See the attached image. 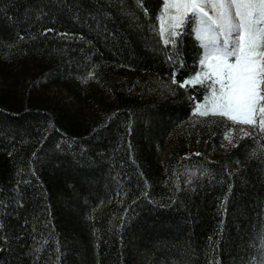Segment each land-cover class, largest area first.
I'll list each match as a JSON object with an SVG mask.
<instances>
[{
	"label": "trees",
	"instance_id": "16d2710c",
	"mask_svg": "<svg viewBox=\"0 0 264 264\" xmlns=\"http://www.w3.org/2000/svg\"><path fill=\"white\" fill-rule=\"evenodd\" d=\"M163 7L164 0H0V264L260 257L264 133L234 130L233 146L221 121L204 117L208 138L196 151L167 141L208 90L204 82L180 86L198 72L202 47L185 25L175 46H165ZM108 71L161 82L111 93ZM53 86L72 103L52 99Z\"/></svg>",
	"mask_w": 264,
	"mask_h": 264
},
{
	"label": "snow or ice",
	"instance_id": "6c2138e0",
	"mask_svg": "<svg viewBox=\"0 0 264 264\" xmlns=\"http://www.w3.org/2000/svg\"><path fill=\"white\" fill-rule=\"evenodd\" d=\"M164 4L176 6L173 27L185 25L195 33L204 49L199 64L212 74L197 72L180 85L201 82L202 77L211 81L205 85L208 94L204 97L210 109L201 111L202 105L197 104L194 114L220 115L256 127L255 105L264 101V0H164ZM180 35L172 31L165 46H175ZM260 112L259 130L264 133V108ZM232 133V129L225 133L229 144H233Z\"/></svg>",
	"mask_w": 264,
	"mask_h": 264
},
{
	"label": "rangeland",
	"instance_id": "374dc122",
	"mask_svg": "<svg viewBox=\"0 0 264 264\" xmlns=\"http://www.w3.org/2000/svg\"><path fill=\"white\" fill-rule=\"evenodd\" d=\"M175 5L169 4L167 7L164 4L163 7V16L160 21V33L162 36H165L166 34H170L172 31H177L178 28L181 25L173 27L176 22L172 19V17L176 14L175 13ZM203 51L202 48V54L200 56V59L203 57ZM199 59V61H200ZM198 61V72H206L210 76L211 71L209 68L204 67L199 64ZM146 79H149L150 81L154 83H160L161 80L151 78L146 75H134L130 72H124V73H118L114 71H108V81H109V91L111 93H114L116 91L121 90H129L130 93H136V88L138 85L141 84L142 81H145ZM212 79H215L214 76H212ZM201 82L204 83H210V80H205L203 77L201 78ZM217 88H219V85H216ZM49 95L52 99L58 100L62 103H72V98L69 96L68 92H66L65 89L62 87H51L49 90ZM94 96L93 101L95 102H101L102 94L100 91L99 86H96L94 89ZM208 94V92H207ZM206 94V95H207ZM92 101V102H93ZM99 102V103H100ZM201 104V111H205L206 109H210V105H205L203 102H191L190 108H189V121L184 123L178 130L171 133L170 137L167 139L169 142H173L174 144H178L180 146L188 147L190 151H196V147H201L203 144L206 143L208 129L205 123H203L204 117H210L214 119H218L221 121L222 128L227 131L228 129L239 130L241 132V129H243V132L241 133H249L257 135L259 131V120H260V109L264 108V101H259L255 105V110L253 112V118L256 121V127H253L250 124L245 123H233L232 120H230L227 117H222L220 115H207L203 116L199 113L194 114L196 112V105ZM91 105V104H90ZM213 119H210L208 122L212 123ZM219 122V121H218ZM223 141V140H222ZM168 142V143H169ZM223 146L220 148L219 146H214L211 151V157L216 158L223 150V147H225V142L223 141ZM159 154L160 156H163L168 151V146L159 148ZM259 257V256H258ZM262 261H264V249H262L260 257L256 260H254L253 264H262Z\"/></svg>",
	"mask_w": 264,
	"mask_h": 264
}]
</instances>
